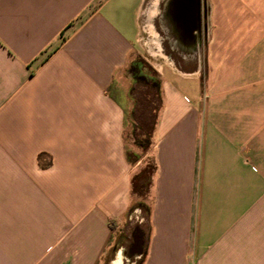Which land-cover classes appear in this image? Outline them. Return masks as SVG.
<instances>
[{
  "label": "crops",
  "instance_id": "obj_1",
  "mask_svg": "<svg viewBox=\"0 0 264 264\" xmlns=\"http://www.w3.org/2000/svg\"><path fill=\"white\" fill-rule=\"evenodd\" d=\"M169 1L0 0V264H102L132 213L117 78ZM202 5L197 60L154 59L140 264H264V0Z\"/></svg>",
  "mask_w": 264,
  "mask_h": 264
},
{
  "label": "rangeland",
  "instance_id": "obj_2",
  "mask_svg": "<svg viewBox=\"0 0 264 264\" xmlns=\"http://www.w3.org/2000/svg\"><path fill=\"white\" fill-rule=\"evenodd\" d=\"M147 8L149 7L146 5ZM162 11L160 9L159 12H155L156 17L148 16V14L142 16L130 62L117 78L118 89L123 94L119 98L126 104L127 108L124 141L133 171L132 179L142 170H152L155 165L153 132L162 101L161 88L157 86L158 81L161 82L160 74L154 59L169 54L167 51H163L165 50L166 31L164 27L166 24L162 19ZM137 66L141 68L143 78L136 79L133 76ZM139 144H142L143 148L139 147ZM131 199L133 207L141 202L148 209L150 192L142 197L132 191ZM136 216L137 214H134L130 218L128 215L119 230L114 228L116 233L107 253H105L102 264H112L121 249H125L124 253H126L124 264H140V255L131 250L132 244L135 243L133 233L141 230L146 235L148 226L147 218L141 210L140 217L144 218L143 221L137 220Z\"/></svg>",
  "mask_w": 264,
  "mask_h": 264
},
{
  "label": "flooded vegetation",
  "instance_id": "obj_3",
  "mask_svg": "<svg viewBox=\"0 0 264 264\" xmlns=\"http://www.w3.org/2000/svg\"><path fill=\"white\" fill-rule=\"evenodd\" d=\"M202 7V0H170L163 10L162 19L166 24L163 51H167L171 57L183 54L197 60L200 56L206 42L203 36L205 27L202 24Z\"/></svg>",
  "mask_w": 264,
  "mask_h": 264
},
{
  "label": "trees",
  "instance_id": "obj_4",
  "mask_svg": "<svg viewBox=\"0 0 264 264\" xmlns=\"http://www.w3.org/2000/svg\"><path fill=\"white\" fill-rule=\"evenodd\" d=\"M133 76L136 79L144 77L143 72L139 66H137V70L136 72H134ZM157 86L158 87L161 86L160 81H158ZM139 147L143 148V145L139 144ZM127 158H128V155H127ZM128 161H129V158H128ZM155 172H156V165H154V168L152 170L149 171L148 169H145L134 176V178L131 181L132 191L134 192V194H137L138 196H142V197L149 194L152 183H153V177L155 175ZM135 209H140L146 217L148 216L149 210L146 209L143 203L140 202L139 204H137V206L135 207L132 206L130 213L133 212Z\"/></svg>",
  "mask_w": 264,
  "mask_h": 264
},
{
  "label": "bare ground",
  "instance_id": "obj_5",
  "mask_svg": "<svg viewBox=\"0 0 264 264\" xmlns=\"http://www.w3.org/2000/svg\"><path fill=\"white\" fill-rule=\"evenodd\" d=\"M136 249H137V246L136 247H134V248H132V252H136ZM124 255H125V253L124 252H122V251H120V253H118V257H117V261H116V263H114V264H121L120 262V260L124 257Z\"/></svg>",
  "mask_w": 264,
  "mask_h": 264
},
{
  "label": "built area",
  "instance_id": "obj_6",
  "mask_svg": "<svg viewBox=\"0 0 264 264\" xmlns=\"http://www.w3.org/2000/svg\"><path fill=\"white\" fill-rule=\"evenodd\" d=\"M132 213L137 214L136 219L140 220L141 222L143 221L144 218L140 217V209H135ZM131 213V218L133 217L134 214Z\"/></svg>",
  "mask_w": 264,
  "mask_h": 264
}]
</instances>
